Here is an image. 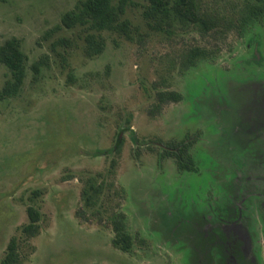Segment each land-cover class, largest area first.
Here are the masks:
<instances>
[{
  "label": "rangeland",
  "instance_id": "rangeland-1",
  "mask_svg": "<svg viewBox=\"0 0 264 264\" xmlns=\"http://www.w3.org/2000/svg\"><path fill=\"white\" fill-rule=\"evenodd\" d=\"M77 1L0 0V45L16 37L28 58L21 92L0 99V261L16 237L22 264H196L193 248L206 244L197 230L202 219L231 204L253 254L235 264H264L263 133L237 132L227 153L220 145L234 131L241 86L264 76V19L229 31L220 50L207 49L190 64L180 53L201 43L198 34L177 21L170 34L153 31L142 16L147 0H128L125 17L148 35L144 43L104 32L103 52L89 58L80 29L61 24ZM197 3L237 24L242 12L264 7V0ZM63 38L69 42L55 44ZM40 59L36 74L31 66ZM9 77L0 64V91ZM157 90L177 92L180 101L151 115ZM118 140L124 144L116 155ZM182 140L191 144L194 172L160 155L159 141ZM113 160L118 210L133 238L129 251L113 246L110 227L76 216L80 178L107 174ZM30 205L41 214V230L25 242L20 227ZM212 253L199 264H221L204 260Z\"/></svg>",
  "mask_w": 264,
  "mask_h": 264
},
{
  "label": "trees",
  "instance_id": "trees-1",
  "mask_svg": "<svg viewBox=\"0 0 264 264\" xmlns=\"http://www.w3.org/2000/svg\"><path fill=\"white\" fill-rule=\"evenodd\" d=\"M127 5L128 0H78L74 7L61 17V24L66 29H80L85 42V54L89 58L103 52L105 41L102 33L104 32L117 34L142 45L148 35L140 33L136 27L132 26L131 21L125 17ZM142 16L146 25L156 32L170 34L175 21L183 27H191L198 34L201 43L184 46L180 55L182 60L192 64L197 59L210 53L207 49H212L213 52L220 50V43L228 37L229 31L243 27L250 22L263 21L264 7L251 8L247 13L242 12L240 19L236 21L239 22L237 24L232 20L225 21L223 18L218 17V14L208 13L207 10L200 7L197 0H147ZM58 29L59 27L53 28L46 33V37L52 35ZM68 42L67 39L63 38L56 41L55 44L63 45ZM27 61L28 58L23 52L20 39L11 37L0 45V64L5 66L10 74L9 79L0 91V99L12 98L21 92L27 76ZM43 64L44 60L40 59L31 68L37 74ZM240 93L243 94L242 91ZM179 101L180 95L177 92L157 90L155 91V103L150 113L154 115L164 104ZM159 142L160 147L163 148L160 155L172 158L178 170L190 172L197 170L194 159L189 154L191 144L184 140ZM123 144L124 141L119 142L118 140V145L115 148L116 155L120 154ZM260 148L263 147L260 146ZM95 154L105 155L106 153L97 151ZM110 167L107 174L97 173L96 175H87L80 178L83 182L81 190L82 206L77 209L76 216L82 222L96 220L97 223L110 227L114 232L113 246L123 251H129L133 238L127 230L125 214L118 210L121 203V199H119L121 192L114 181L116 160L111 162ZM34 195L38 197L39 193L35 192ZM27 215L28 223L20 227V234L25 242L35 238L41 230L39 210L30 205L27 207ZM190 218V216L185 218V224L182 225V228L186 227L187 222L191 221ZM202 238L206 244L195 246L193 252L194 249H209L208 239L205 235H202ZM20 244L16 237H12L0 264H22V256L19 252ZM205 252H200V254H205ZM204 260H206V257ZM196 264H199L197 260Z\"/></svg>",
  "mask_w": 264,
  "mask_h": 264
},
{
  "label": "flooded vegetation",
  "instance_id": "flooded-vegetation-1",
  "mask_svg": "<svg viewBox=\"0 0 264 264\" xmlns=\"http://www.w3.org/2000/svg\"><path fill=\"white\" fill-rule=\"evenodd\" d=\"M256 55L257 59L254 58V61H261L260 56L262 54L260 50ZM262 72L259 74L258 80L245 83L242 90H240L243 94L240 93L238 107L232 110V122L230 123L234 131L231 130L230 134L226 135L225 141L220 144L225 148V152L223 153H227L235 148L238 140H235L234 136L239 131L242 134L245 129L248 130L245 133H251L252 131L257 133L261 131L264 137V76ZM231 82L238 83L240 81L235 80ZM187 143L190 144V142ZM261 144H264V141ZM261 151L264 153V147L261 148ZM263 153L261 154L263 155ZM237 180L241 179L238 178ZM236 189L238 188L235 186ZM240 215L241 213L236 211L230 204L229 206H221L220 212L213 214V218L204 217L202 219L201 225L203 227L197 230L203 231L204 234L202 235H205L209 241V250H206V254L210 251V248L213 251L212 254L205 256L206 262L207 258L208 261L213 258L218 259L221 264H235L234 259L239 261V259L244 260L246 257L253 258L250 237L244 224L240 221ZM238 226L240 227L237 228ZM194 253L196 257L200 258L198 263H202L201 256L205 254H200L199 250H195Z\"/></svg>",
  "mask_w": 264,
  "mask_h": 264
}]
</instances>
